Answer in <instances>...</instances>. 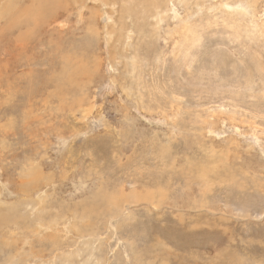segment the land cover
I'll use <instances>...</instances> for the list:
<instances>
[{
  "label": "rangeland",
  "instance_id": "1",
  "mask_svg": "<svg viewBox=\"0 0 264 264\" xmlns=\"http://www.w3.org/2000/svg\"><path fill=\"white\" fill-rule=\"evenodd\" d=\"M67 1L0 0V264H264V0Z\"/></svg>",
  "mask_w": 264,
  "mask_h": 264
},
{
  "label": "bare ground",
  "instance_id": "2",
  "mask_svg": "<svg viewBox=\"0 0 264 264\" xmlns=\"http://www.w3.org/2000/svg\"><path fill=\"white\" fill-rule=\"evenodd\" d=\"M63 3V7L61 5H58V8L61 10H65V11H69V9H71V4L67 1V0H62ZM67 3V4H66ZM71 5V6H68ZM44 10L43 13H40L39 15H41L42 17V21L46 22L48 19L52 20V21H57L59 18L58 16V9L57 10H53V9H48V8H57V5H49V3H47L46 6L42 7Z\"/></svg>",
  "mask_w": 264,
  "mask_h": 264
}]
</instances>
